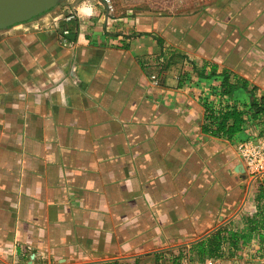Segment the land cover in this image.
<instances>
[{
	"label": "crops",
	"instance_id": "crops-1",
	"mask_svg": "<svg viewBox=\"0 0 264 264\" xmlns=\"http://www.w3.org/2000/svg\"><path fill=\"white\" fill-rule=\"evenodd\" d=\"M138 1L60 0L0 29V257L193 254L221 227L248 232L241 147L264 115L232 138L204 126L208 106L264 96V0ZM225 71L249 86L222 95Z\"/></svg>",
	"mask_w": 264,
	"mask_h": 264
},
{
	"label": "trees",
	"instance_id": "trees-1",
	"mask_svg": "<svg viewBox=\"0 0 264 264\" xmlns=\"http://www.w3.org/2000/svg\"><path fill=\"white\" fill-rule=\"evenodd\" d=\"M213 73H215V71H213ZM224 74L225 79L222 95L227 96L232 94L241 85L242 87L249 86L246 81L243 83H241V81L231 82L228 71H225ZM251 90L254 92L253 90H255V88L253 87ZM249 115L254 119L264 115V96L259 98L254 94L252 107L248 110H242L237 106L228 104L219 111H216L211 106H208L207 121L204 130L213 135L232 138L236 133L244 129L250 120ZM255 187L259 211L254 215L248 216V232L233 230L229 228V226L219 228L212 235L194 243L192 246L194 253L198 255L200 260H204L207 256H223L225 252L224 244L229 246V254H235L243 244H247L251 238V234L255 231H258L260 241L264 243V174L259 175L255 179ZM101 264H120V261Z\"/></svg>",
	"mask_w": 264,
	"mask_h": 264
},
{
	"label": "rangeland",
	"instance_id": "rangeland-1",
	"mask_svg": "<svg viewBox=\"0 0 264 264\" xmlns=\"http://www.w3.org/2000/svg\"><path fill=\"white\" fill-rule=\"evenodd\" d=\"M152 1L157 3L158 6L162 7L163 10H166V8L170 6L173 0H152ZM186 1H190V4L192 5L197 0H186ZM134 2L136 6H138L139 1L134 0ZM245 173L246 175L248 174L247 171ZM249 177H250L249 179L251 180L250 184L252 183L253 185L256 178H254L253 175ZM252 185H251V188H252ZM245 187H246L245 192L247 196V192L249 188L247 189V185ZM250 193H251V189H250ZM182 243L184 242L180 241L179 243L158 246L157 248H152V249L149 248V250L139 251V252H135L131 254H125L122 256H116V257H112L108 259L118 258L116 260H112L111 262L120 261V264H142L141 260H143L144 258L151 257V256L156 261V264H264V243H260L259 247H252V244L251 245L243 244L235 254L231 255L229 254V251L227 250L224 252L223 256H218V257H208L207 256L205 257L204 260H200L198 255L195 253L192 254V253H188L187 250L185 251L184 248L188 246L186 244L181 245V246L179 245L175 246L177 244H182ZM9 248L10 250H7L6 254L4 252L5 250L1 253L3 255L1 257L6 262V264H9V263L7 262L6 257L4 256H7L8 260L11 259L10 264H47V262L49 263V260H51L50 257L46 255L45 250H42L39 253V256L35 259V261H33L34 254H31V255L27 254L26 256L25 255L21 256L16 253L17 248H14L13 246H10ZM248 248L250 249L248 250ZM11 249H13V251H11ZM156 250H161V251L154 252ZM136 255H139V256L137 257ZM132 256H135V257H132ZM101 260H107V259L106 258L105 259H89L88 256L86 257L83 254H78V255L71 256V259L68 262L65 260L59 261L58 257H56L55 259L52 260L51 264H81V263H86V262H95V263H90V264H101L100 262H96V261H101ZM28 261H30V263H28Z\"/></svg>",
	"mask_w": 264,
	"mask_h": 264
},
{
	"label": "water",
	"instance_id": "water-1",
	"mask_svg": "<svg viewBox=\"0 0 264 264\" xmlns=\"http://www.w3.org/2000/svg\"><path fill=\"white\" fill-rule=\"evenodd\" d=\"M60 0H0V29L12 26L16 23L19 22H25L28 21L43 12L52 9L55 7ZM237 170L243 173L244 177L246 178V169L244 167V164H239L237 167ZM251 185L249 186L247 196L240 208V210L244 207L246 204ZM225 223V222H224ZM220 226H218L216 229H218ZM208 234L204 235L201 237L199 240L205 238ZM197 241V240H196ZM163 250V249H161ZM161 250H156L154 252H159ZM137 257L139 255H136ZM135 257V256H132ZM118 259V258H116ZM116 259H109V260H101V261H96V262H107V261H112ZM90 263H95V262H86V263H81V264H90Z\"/></svg>",
	"mask_w": 264,
	"mask_h": 264
},
{
	"label": "built area",
	"instance_id": "built-area-1",
	"mask_svg": "<svg viewBox=\"0 0 264 264\" xmlns=\"http://www.w3.org/2000/svg\"><path fill=\"white\" fill-rule=\"evenodd\" d=\"M109 4L112 3V0H105ZM111 8L112 5H110ZM153 78L158 82V76L154 75ZM242 152L245 157L248 169L250 170L251 175L254 178H257L259 175L264 174V139L258 141H248L242 144ZM39 256V254L34 253V259ZM0 264H6V262L0 257Z\"/></svg>",
	"mask_w": 264,
	"mask_h": 264
}]
</instances>
